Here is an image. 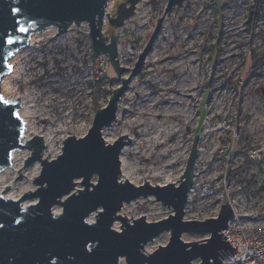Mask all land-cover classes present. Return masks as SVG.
Wrapping results in <instances>:
<instances>
[{"label": "rangeland", "instance_id": "374dc122", "mask_svg": "<svg viewBox=\"0 0 264 264\" xmlns=\"http://www.w3.org/2000/svg\"><path fill=\"white\" fill-rule=\"evenodd\" d=\"M129 1L114 0L108 12L107 5L101 30L106 43L111 38L116 41L123 78L129 76L168 2L138 0L133 15L120 21L118 9ZM52 29L20 54L16 63L19 74L10 80V93L15 98L7 99H19L29 107L30 121L37 130L55 129L65 123V130L54 132L51 147L42 150L41 159L46 161L61 154L66 138H80L87 133L95 112L107 104L112 91L120 85L108 55L93 57L87 24L73 25L62 35ZM9 65L13 69L10 60ZM11 73L12 70L5 77ZM187 90L193 95L191 100L185 96ZM127 91L130 97L134 98L136 92L139 96L137 105L131 108L138 126L132 128L121 121L123 95L115 120L103 129L102 138L107 144L124 135V142L131 139L124 146L128 149L124 158L133 173L131 184L178 185L198 135L197 171L191 195L194 201L204 204L209 200L214 204L238 190L243 194L264 187V159L256 165H246V152L264 146V0H175L164 12L143 69L131 78ZM172 132L173 139L169 137ZM155 137L167 144L166 151L155 148ZM147 149L145 161L142 156ZM17 152L20 164L13 171L7 168L1 185L3 191L8 185L16 192L22 191L19 200L37 189L33 181L40 175L41 165L35 162L23 167L32 151ZM165 160L174 164L164 169ZM231 172L237 176L234 181L215 185V178H225ZM120 180L125 178L120 176ZM75 182L77 193L82 189L81 180ZM91 182H96L95 176ZM205 186L209 190L205 191ZM35 202L36 199H27L21 205ZM237 202L240 204V200ZM54 210L60 213L61 207ZM212 210L207 207L195 213L187 206L183 219L206 220ZM172 213L171 208L150 196L124 204L118 215L128 223L141 216L151 223ZM95 215L88 220L94 221ZM121 225L115 221L112 228L120 230ZM169 237V232L162 233L147 243L142 253L147 256L166 245ZM207 237L183 234L181 240L190 243ZM120 260L127 264L124 258ZM192 264H198V260Z\"/></svg>", "mask_w": 264, "mask_h": 264}, {"label": "water", "instance_id": "95a60500", "mask_svg": "<svg viewBox=\"0 0 264 264\" xmlns=\"http://www.w3.org/2000/svg\"><path fill=\"white\" fill-rule=\"evenodd\" d=\"M109 1L0 0V80L11 72L10 58L27 47L31 35L48 28H55L62 35L73 25L87 24L93 57L107 54L120 83L107 104L95 112L87 133L80 138H66L61 154L50 161L41 159L45 148L41 138L22 142L24 125L17 116L19 99L7 105L0 102V172L10 167L15 151H32L23 167L35 162L41 165L40 175L33 181L37 187L34 192L19 200L0 195V225H3L0 227V264H119L121 258L127 264H192L196 260L198 264H221L226 255L236 252V247L232 248L221 234L233 218L231 208L221 206L215 218L202 221L183 219L187 194L193 185L198 135L191 144L187 166L178 185L164 186L147 182L134 186L127 180L121 181L119 156L130 140L124 142V135L107 144L102 138V130L115 120L117 106L131 78L143 69L164 12L170 10L175 0H168L126 78L121 77L123 70L117 63L115 39L106 43L102 37ZM137 3L138 0H130L128 5L119 7V20L130 18ZM21 28L25 31H20ZM9 40L13 43H8ZM94 176L95 183L91 182ZM77 179L81 180L82 189L74 193ZM150 196L173 213L151 223L143 216L128 223V219L118 215L124 204ZM27 199H36V202L22 206ZM57 206L61 212L55 214L53 209ZM93 213H96L95 220L89 221ZM115 221L121 222L120 230L112 228ZM164 232L170 234L167 244L145 256L142 253L145 245ZM183 234L208 237L187 243L181 240Z\"/></svg>", "mask_w": 264, "mask_h": 264}, {"label": "built area", "instance_id": "2783aa9c", "mask_svg": "<svg viewBox=\"0 0 264 264\" xmlns=\"http://www.w3.org/2000/svg\"><path fill=\"white\" fill-rule=\"evenodd\" d=\"M247 161L251 165H256L264 159L263 148H255L250 152H246ZM236 175L225 178H215L214 183L220 187L225 186L227 182H232L236 179ZM252 183V182H250ZM194 185V183H193ZM191 186L187 194V206L194 208L195 213H202L207 207L213 209L212 214L207 217L215 218L221 206H229L233 212V218L227 223V228L221 232L225 236V241L232 248L236 247V252L231 256L226 255L221 264H264V187L256 188L247 193H241L238 190L233 196L226 195L220 197L214 204L204 201H194L192 193L194 186ZM205 191L209 187L205 186ZM207 194V192H206ZM212 195L213 192H209ZM207 194V195H208ZM237 199L240 200L238 204ZM202 221L204 219H197Z\"/></svg>", "mask_w": 264, "mask_h": 264}, {"label": "bare ground", "instance_id": "6f19581e", "mask_svg": "<svg viewBox=\"0 0 264 264\" xmlns=\"http://www.w3.org/2000/svg\"><path fill=\"white\" fill-rule=\"evenodd\" d=\"M113 1L114 0H110L109 1L107 12L109 11V8L111 7ZM103 25H105V21H104ZM52 30H53L52 28H48V29H46L43 32L35 33V34L31 35L27 47L22 48L21 50H19L17 53H15L10 58V62H12L14 64V67L12 69V73L9 76H7V77H5V76L2 77L1 80H0V93H1V95L4 98L10 99V100H13L15 98L10 93V90H11L10 80L15 78L19 74L18 68L16 67V63H17V61L19 59L20 54L25 49L34 47L33 45L41 40L40 36L45 35V34L47 35ZM66 33H68V30H67V32H65V34ZM233 56L234 55L232 54L231 57H233ZM186 92H187L186 95H185L186 98L188 100H191L193 95L190 93L189 90H187ZM124 97L125 98L123 100H124L125 108H124V111H123V113L121 115V121H124L128 126H130L132 128L133 127L136 128L138 126V118L135 115V113L132 111L131 108L134 105H137V103H138V100H139L138 93L136 92L135 95H134V98H133V97L129 96L128 91H127L124 94ZM163 105H167V104L163 103ZM28 108L29 107L26 106L24 104V102H21L20 103V109L17 112V116L21 119V121L23 122V125H24L22 142L24 143V142L30 140L32 137H39V138H41L40 141H42L43 147H45V148H43V150L49 149L51 147L50 145L53 142L54 132H56L58 129L65 130V123L61 122V125H59L55 129L50 127V128H47L45 131L37 130L36 126L30 121L31 113L29 112ZM165 109L166 108H164L163 110H165ZM156 116L159 117L160 115H156ZM117 118H118V115H117ZM102 133H103V130H102ZM174 136H175V132H172V133L169 134V137L171 139H173ZM136 137H138V134L136 135ZM129 140H131V139L129 138ZM154 140L157 141L155 143V148H157L159 150H162V151H166L168 149V146H167V144L164 143V141H158V137H155ZM148 148H149V146H148ZM127 152H128L127 147H123L122 150H121V155H120L121 156L120 157V162H121V165H120V171H121L120 176L124 177L125 180L129 181L130 183H132L131 177H132L133 173H132V170H131V167H130L129 163H127L125 158H124V156L127 154ZM147 152H148V149L145 151V154H143V156H142L145 161L148 160V157H147V154H146ZM20 160H21V157L18 154V152L17 151L13 152L12 155H11V162H10V167H9L10 170H12V171L15 170L19 166ZM171 164H174V162L173 161L169 162L168 160H165L164 165H163L164 169L170 168ZM8 169H5V170L0 172V195H1V197L6 198V199L18 200V198H19V196H20L22 191L16 192L12 185H8L7 186L8 187L7 189L9 190L8 193L5 194L4 192H2L3 189H4V186L1 185V184L4 183V175L7 174ZM196 171H197V168H196L195 163H194V166H193V183H195ZM54 213L58 214V211L54 210ZM119 264H121V260H119Z\"/></svg>", "mask_w": 264, "mask_h": 264}, {"label": "snow or ice", "instance_id": "6c2138e0", "mask_svg": "<svg viewBox=\"0 0 264 264\" xmlns=\"http://www.w3.org/2000/svg\"><path fill=\"white\" fill-rule=\"evenodd\" d=\"M20 31H25V29L21 28ZM8 43H13V41L9 40ZM9 67H11V65H9ZM0 102H2L3 104L7 105L10 102L5 99L2 95H0ZM17 223H19V221H17ZM0 227H3V225H0ZM89 251H91V248L89 247Z\"/></svg>", "mask_w": 264, "mask_h": 264}, {"label": "trees", "instance_id": "16d2710c", "mask_svg": "<svg viewBox=\"0 0 264 264\" xmlns=\"http://www.w3.org/2000/svg\"><path fill=\"white\" fill-rule=\"evenodd\" d=\"M246 165H250V162H247L246 163ZM233 175H232V172L228 175V177L230 178V177H232Z\"/></svg>", "mask_w": 264, "mask_h": 264}]
</instances>
